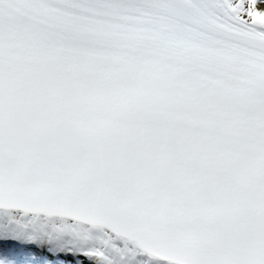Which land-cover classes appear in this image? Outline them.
<instances>
[{
    "label": "snow or ice",
    "instance_id": "obj_1",
    "mask_svg": "<svg viewBox=\"0 0 264 264\" xmlns=\"http://www.w3.org/2000/svg\"><path fill=\"white\" fill-rule=\"evenodd\" d=\"M0 264H264V0H0Z\"/></svg>",
    "mask_w": 264,
    "mask_h": 264
}]
</instances>
